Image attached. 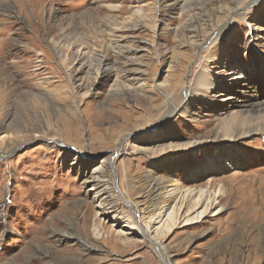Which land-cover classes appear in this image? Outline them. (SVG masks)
<instances>
[{"label": "rangeland", "instance_id": "374dc122", "mask_svg": "<svg viewBox=\"0 0 264 264\" xmlns=\"http://www.w3.org/2000/svg\"><path fill=\"white\" fill-rule=\"evenodd\" d=\"M247 1L190 0L181 14L157 0H0V137L14 130L26 138L10 151L8 139L0 146V264H167L138 234L133 248L106 240L133 232L104 215L99 189L84 179L118 149L109 185L119 213L129 211L124 200L145 203L150 179L212 203L199 222L162 240L170 264H264V132L226 145L214 139L238 105L264 103V0H252L245 16L229 14ZM106 24L113 28L100 33ZM76 36L109 65L114 42L138 45L144 66L129 83L139 96H110L114 75H92L89 92L76 89L67 48ZM200 66L224 91L195 86ZM230 69L239 74L227 77ZM94 231L101 249L83 253Z\"/></svg>", "mask_w": 264, "mask_h": 264}, {"label": "bare ground", "instance_id": "6f19581e", "mask_svg": "<svg viewBox=\"0 0 264 264\" xmlns=\"http://www.w3.org/2000/svg\"><path fill=\"white\" fill-rule=\"evenodd\" d=\"M189 1L190 0H181V2L180 0H157L160 9L177 10L181 14H184L183 9L186 6L188 7ZM214 1L216 2V0ZM252 3L253 2L251 0L250 2L247 1L246 3H244V5H237L229 14L238 17L245 16L246 12L252 7ZM204 5L203 8H205ZM204 15L205 14H203V16ZM194 23H197V21H195ZM108 27L112 26H110V24L104 25V29H101L100 33H104V31ZM225 28L226 26L222 25L217 29H212V33L210 32L211 36L206 42L209 44H214L217 40H219L217 37H219L218 35L223 34ZM137 29L138 26L135 25L124 26L121 29H117L116 27H114V29H110L109 31L113 34V32L123 30V32L129 34L133 31H136ZM193 31L195 33L196 30ZM61 33L62 37L64 36L67 38L68 33L66 36L65 30H63L62 28ZM198 35H196V37ZM77 36L75 37L77 38V41H74L72 43L70 42V44L67 46L68 49L74 51V57L72 59L73 64L71 65V69L68 75L69 82H72L76 89H84L86 93L89 92L91 90V87H93L97 83V79L94 80L93 77H91L92 75H94V77L96 78L102 77L103 79L113 77L112 75H114L116 76V79L114 81V84L111 85V88L109 89V95L113 98H122L125 100L127 98L130 100L136 99V97L139 96V93L137 91L138 88L131 87H133V85H137V83L130 84L129 82L134 80L138 81L140 78L138 77V74H142L140 67L144 66V62L139 60V56H137V52L141 48L138 45H131L123 49L118 42H114L110 46V48L115 52L117 61H115V63H113L112 65H109L106 61V57L102 56V51H98V53L96 54L94 53V56H89L86 50V41L83 42L84 39H81V37L79 38ZM204 40H206V38ZM55 47L59 48V50L62 49L57 43H55ZM58 52H60V57L66 56L65 54H63V51ZM199 68V75L195 78V86L197 88H200L202 90H210L211 88L217 87L224 91L223 86H221L220 84H214V82H212V76L208 73L209 70L207 71L206 67L200 66ZM236 74H239L238 70L230 69L229 71H227L226 76L228 77ZM234 79L236 78L233 77L231 81H234ZM227 99L237 100L236 97H230ZM238 106H240V110L234 112L229 121L226 120L228 122L227 126L223 128V134H217L214 138L220 141L221 143L219 144L221 145L232 144L241 138L264 132V103L259 104L247 100ZM186 108L185 111L187 110ZM185 111L183 112L185 113ZM41 135L43 136V134ZM32 138L40 139L41 136L33 135L31 138H29V140H31ZM5 139H8V141L12 142L9 147V151L11 150V148L17 147L20 143H24L26 141L23 131L16 132L14 130L12 133L8 132L3 137H0V146L3 145ZM198 144L200 143H189L188 145H186V149L193 151L198 146ZM118 156H122L119 149L115 150L112 153L111 158H107V160H105V164L103 166L93 169V174L84 179V185H88L89 182H94L93 186L96 189H99L96 194L100 195V198H102L101 200L104 201L103 203L106 204V207L109 206L108 208H106L104 207V204H102V212H104V215L108 217L112 216L110 218L117 223V226L123 224L125 225V227L130 228L133 232H129V235L124 234L122 230L116 232L114 230L112 233L113 239H109L108 237L106 238V240L108 243H112L114 247H117V245L119 244L123 245V247H127L130 244L133 248L135 244L134 236H136L134 234H138L140 239H143L144 241H147L151 244V249L154 253H157L159 255L162 262L170 264V260L168 259L169 253H167L166 249L161 244L162 240L164 238H167L170 232L181 224V227H184L190 223L199 222L203 216H206L207 209L212 206V203L209 204L207 202V204L205 205L204 202L206 201V199L202 201L203 194L200 193L199 196H195L193 195L192 190L188 191L189 189L183 191L167 190V192H163L161 191V189L163 188V183L156 179H150L149 187H147V189L145 190H142V194L145 198V203L143 205H140L135 201L127 202L124 200L122 202L126 207H129V211L126 215L119 213L117 209L113 207L110 200L111 187L109 185V183L111 184L110 178L113 177L111 173L113 163L118 158ZM103 196L105 197L103 198ZM171 202L173 203L169 207V203L171 204ZM169 208L171 209L170 212H168ZM219 210H221V208H217L214 212L217 214V211ZM63 236L73 237L74 235L68 233L63 234ZM100 239V231H94L92 243L88 245L85 243L81 244L83 253H90L92 251L94 252L93 254H95L96 251H99L101 249L98 246V244H100ZM120 249L122 250V248ZM81 261L82 260H80L79 263Z\"/></svg>", "mask_w": 264, "mask_h": 264}]
</instances>
